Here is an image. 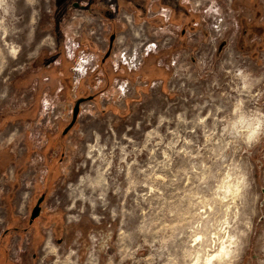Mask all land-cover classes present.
Wrapping results in <instances>:
<instances>
[{
  "label": "rangeland",
  "instance_id": "1",
  "mask_svg": "<svg viewBox=\"0 0 264 264\" xmlns=\"http://www.w3.org/2000/svg\"><path fill=\"white\" fill-rule=\"evenodd\" d=\"M128 1L0 0L1 264H264V0Z\"/></svg>",
  "mask_w": 264,
  "mask_h": 264
},
{
  "label": "water",
  "instance_id": "2",
  "mask_svg": "<svg viewBox=\"0 0 264 264\" xmlns=\"http://www.w3.org/2000/svg\"><path fill=\"white\" fill-rule=\"evenodd\" d=\"M74 6L77 5V3H74L73 4ZM113 38H114V35L111 34L110 37H109V48L107 50V52L105 53V57L110 53V49L112 47V42H113ZM83 101V98H79L75 101L74 105H73V108H72V117H71V120L69 122V124L65 127L63 133H66V131L73 125V123L75 122L76 120V117H77V114H78V111H79V106H80V103ZM43 197H41L38 202L34 205V207L32 208L31 210V214H30V217H29V223H31L40 213V205L39 203L41 202Z\"/></svg>",
  "mask_w": 264,
  "mask_h": 264
},
{
  "label": "trees",
  "instance_id": "3",
  "mask_svg": "<svg viewBox=\"0 0 264 264\" xmlns=\"http://www.w3.org/2000/svg\"><path fill=\"white\" fill-rule=\"evenodd\" d=\"M132 1H136V3H134L135 4V6H137L136 8H140L142 11H139V10H135L136 11V16L138 17V16H140V17H144L145 16V12H146V7H145V5L147 4V0H144V3H145V5L143 4H140V3H137L138 2V0H129L128 2H129V4H127V5H131L132 4ZM172 1V0H171ZM93 2V1H92ZM125 4V3H124ZM176 4H178V0H176ZM179 5V4H178ZM134 8V7H133ZM187 10H185V12H186ZM110 13V12H109ZM109 13H107L108 15H109Z\"/></svg>",
  "mask_w": 264,
  "mask_h": 264
},
{
  "label": "flooded vegetation",
  "instance_id": "4",
  "mask_svg": "<svg viewBox=\"0 0 264 264\" xmlns=\"http://www.w3.org/2000/svg\"><path fill=\"white\" fill-rule=\"evenodd\" d=\"M103 60H104V59H102V61H103ZM41 197H43V196H40V197L38 198V200H39ZM38 200H37V202H38ZM42 201H43V198H42L41 202H42ZM41 202H40V203H41ZM40 203H39V205H40ZM40 210H41V209H40ZM30 214H31V213H30ZM38 216H39V215H38ZM38 216H37V217H38ZM37 217H36V218H37ZM36 218H35V219H36ZM35 219H34V220H35ZM34 220H33V221H34ZM33 221H32V222H33ZM0 258H1V254H0ZM0 261H1V259H0ZM0 264H1V262H0Z\"/></svg>",
  "mask_w": 264,
  "mask_h": 264
},
{
  "label": "crops",
  "instance_id": "5",
  "mask_svg": "<svg viewBox=\"0 0 264 264\" xmlns=\"http://www.w3.org/2000/svg\"><path fill=\"white\" fill-rule=\"evenodd\" d=\"M10 255H11V254H10ZM10 257H11V256H10ZM10 261H11V263H12V264H13V263H14V264H16V263H17V262H15V261H14V259H13V258H10ZM8 263H9V261H7V262H6V264H8Z\"/></svg>",
  "mask_w": 264,
  "mask_h": 264
}]
</instances>
